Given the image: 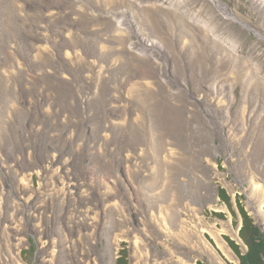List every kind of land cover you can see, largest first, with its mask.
<instances>
[{
	"label": "rangeland",
	"instance_id": "rangeland-1",
	"mask_svg": "<svg viewBox=\"0 0 264 264\" xmlns=\"http://www.w3.org/2000/svg\"><path fill=\"white\" fill-rule=\"evenodd\" d=\"M0 1V264H238L264 90L231 45L170 0ZM221 1L250 29L186 4L264 77V0Z\"/></svg>",
	"mask_w": 264,
	"mask_h": 264
},
{
	"label": "bare ground",
	"instance_id": "bare-ground-1",
	"mask_svg": "<svg viewBox=\"0 0 264 264\" xmlns=\"http://www.w3.org/2000/svg\"><path fill=\"white\" fill-rule=\"evenodd\" d=\"M211 3L213 4L214 8L221 13L224 17H229L231 19H234L236 21H238L239 23H241L242 25H244L245 27L249 28V25L246 23V21L242 18H240L237 15V12L235 11H227L226 6L224 5V3H222L221 0H210ZM171 2V9L173 11V15H175V17L177 18V23L179 24V15L177 14L178 12L184 13V16L187 17L188 19L191 20V22H194L196 24H199L198 26H202L201 30L203 31H208L210 32V34L212 35V37L214 39H216L215 43H218L219 46L223 47L225 50H227V47L225 46V44L228 46L229 44L232 47V51H233V60L234 62L240 61L245 65V68L247 70L246 76L249 75V79L250 81L253 80L252 82L254 83L255 87L256 85L258 86V88H262V90H264V77L260 75V66L258 65V62H253L252 58L250 59H245L244 57L241 58L238 56L237 54V49L239 47V42L236 38H234L233 33L232 36L230 35H223L222 31L218 30V21L216 18V14L213 12L212 9L210 8H206L205 5L203 4L200 8L201 10H197L194 11L193 9H191L190 7H188V5L186 4V0H170ZM153 4V3H152ZM161 5H163V3L160 2ZM0 5H1V1H0ZM157 6V3H156ZM23 7V6H22ZM161 7V6H160ZM209 7V6H208ZM178 8H182V10H179ZM48 9V8H47ZM157 9V8H156ZM159 11V10H158ZM203 11V15L200 14ZM4 12V11H3ZM155 12V11H154ZM176 13V14H175ZM150 14V13H149ZM160 14V13H159ZM110 15V14H109ZM120 18V17H119ZM184 19V18H183ZM104 20V19H103ZM146 20V19H145ZM185 20V19H184ZM182 21V20H181ZM101 22V21H100ZM220 22V21H219ZM121 23V22H120ZM182 24V23H181ZM195 24V25H196ZM117 25V24H116ZM185 25V24H184ZM183 25V26H184ZM187 27V26H186ZM182 29H184L183 27H181ZM207 33V32H206ZM205 33V34H206ZM225 33V32H224ZM208 34V33H207ZM227 42V43H226ZM229 43V44H228ZM229 45V46H230ZM191 46V45H190ZM220 48V47H219ZM192 51V50H191ZM227 53H229V51H227ZM242 56V55H241ZM122 57H116V64L118 63L119 66L122 65ZM254 63V64H253ZM235 64V63H234ZM237 65V64H236ZM238 69V68H237ZM235 70V69H234ZM233 73V72H232ZM21 74V73H20ZM241 76V75H240ZM134 89V88H133ZM257 90V89H256ZM259 90V89H258ZM99 91V90H98ZM256 187V186H255ZM261 194V198H264V188L259 187L258 190ZM168 224V223H167ZM165 226V225H164ZM165 229H167V227L165 226ZM214 237L216 236L214 233H211ZM218 240V239H217ZM219 246L222 248V250L226 253V255H228V248L225 245L224 242H219ZM146 255V254H145ZM188 264V263H187Z\"/></svg>",
	"mask_w": 264,
	"mask_h": 264
},
{
	"label": "trees",
	"instance_id": "trees-1",
	"mask_svg": "<svg viewBox=\"0 0 264 264\" xmlns=\"http://www.w3.org/2000/svg\"><path fill=\"white\" fill-rule=\"evenodd\" d=\"M219 196L223 201L227 200V197L222 189L219 191ZM238 210L242 220L240 237L246 245L245 253L242 255L239 254L237 246L231 241L228 242L231 249L235 252L239 259L238 264H264V234L239 205ZM124 258V253H122L117 264H126Z\"/></svg>",
	"mask_w": 264,
	"mask_h": 264
}]
</instances>
